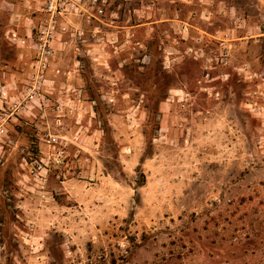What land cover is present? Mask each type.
Masks as SVG:
<instances>
[{
  "label": "rangeland",
  "instance_id": "374dc122",
  "mask_svg": "<svg viewBox=\"0 0 264 264\" xmlns=\"http://www.w3.org/2000/svg\"><path fill=\"white\" fill-rule=\"evenodd\" d=\"M24 1L0 0V264H264V0H82L43 72Z\"/></svg>",
  "mask_w": 264,
  "mask_h": 264
},
{
  "label": "built area",
  "instance_id": "2783aa9c",
  "mask_svg": "<svg viewBox=\"0 0 264 264\" xmlns=\"http://www.w3.org/2000/svg\"><path fill=\"white\" fill-rule=\"evenodd\" d=\"M25 5L27 9H32L35 4H38L37 10L43 14V19L38 26L31 28L30 33L27 36L30 47L32 51L36 54L37 58V69L41 72L46 70L50 57L54 53L53 44L57 38H61L63 34L70 33L72 28L66 23L70 15H75L79 12L82 0H25ZM90 9H94L97 15L103 14L102 5L98 0H91ZM96 33H100L96 31ZM83 33H80L82 35ZM96 34V35H97ZM101 34V33H100ZM98 35L97 41L101 43H109L114 45L116 43L115 37H107ZM104 37V38H103ZM116 48V47H114ZM43 74L37 78L38 89L34 88L33 92L29 94L28 98L32 100L35 96L37 97L39 87L41 85L40 80L43 79ZM45 82V81H44ZM8 123V115L3 112L0 117V134L4 133V126ZM43 144L49 149H57L58 152L55 153L57 158V163H62V156L64 153V145L61 143L57 137L51 133H47L44 138H42ZM61 156V157H60ZM38 168H41V163L35 162Z\"/></svg>",
  "mask_w": 264,
  "mask_h": 264
},
{
  "label": "crops",
  "instance_id": "0c3cea01",
  "mask_svg": "<svg viewBox=\"0 0 264 264\" xmlns=\"http://www.w3.org/2000/svg\"><path fill=\"white\" fill-rule=\"evenodd\" d=\"M20 21L22 22V24H25V25H27L28 23H33V20L32 19H30L29 17H23V18H21L20 19ZM25 32V37H27L28 36V34L30 33V31H31V29H29V28H25V30H24ZM21 32V31H20ZM24 33H23V35H24ZM64 35H67V33H65V34H63L62 35V37L64 36ZM25 37L24 36H22V37H19L18 36V34L16 35V33L15 32H13L12 33V38L14 39V40H16V38H17V40L19 41V39H22V40H24L25 39ZM61 37V38H62ZM58 40L60 39V38H57ZM11 40V39H10ZM17 42V41H16ZM19 43V42H18ZM54 43H55V41H54ZM20 45V43L18 44V46H17V48H21V47H24V46H19ZM64 45H66V43H64L62 40H60V41H56V43H55V48H54V44H53V49H54V56L56 57L58 54H60V53H62V50L64 49L63 47H64ZM24 49V48H23ZM26 49V48H25ZM27 50V49H26ZM25 50V51H26ZM28 51V50H27ZM89 52V51H88ZM20 54V53H19ZM19 57H22L23 55H18ZM54 69H55V67H53V66H51V68L49 69V74H50V76L52 77V76H55V73H54ZM51 80H49L47 83H52V81L50 82ZM46 82V81H45ZM61 101H63L64 103L67 101V96L64 98V100H61ZM64 117V116H63ZM61 118H59V120L58 121H56L57 122V125H59V123H62V120H60ZM64 122V121H63ZM54 127H56L55 126V124L53 125ZM83 128V127H82ZM82 128H81V130H82ZM81 133V135H84V132H80ZM39 134V133H38ZM44 134V133H43ZM41 140H42V138H40ZM39 145L40 146H42L43 144L40 142L39 143ZM45 146V145H44ZM74 179H72V180H68V181H65V182H63V184L64 185H68V186H71L72 185V183L74 182V184H75V187H78L79 189H82L83 188V186H84V184H85V181H83V180H74ZM68 192H69V190H67ZM84 191V190H83ZM70 193V192H69ZM71 195V194H70ZM78 195H79V198H81L82 196V190H79V193H78ZM72 196H73V194H72ZM73 198L74 199H76L75 198V196H73ZM82 199V198H81Z\"/></svg>",
  "mask_w": 264,
  "mask_h": 264
}]
</instances>
